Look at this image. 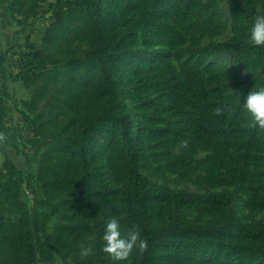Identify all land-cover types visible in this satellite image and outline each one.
<instances>
[{
	"label": "rangeland",
	"instance_id": "obj_1",
	"mask_svg": "<svg viewBox=\"0 0 264 264\" xmlns=\"http://www.w3.org/2000/svg\"><path fill=\"white\" fill-rule=\"evenodd\" d=\"M57 1L0 0V264H131L130 256L114 261L101 240L112 216L126 230L111 169L121 113L154 195L150 228L222 221L226 212L207 197L233 192L232 213L264 225V127L241 104L264 88V44L247 39L264 0H98L114 94L100 79L90 16L60 20ZM223 43L240 48L204 51ZM185 64L206 94L172 95ZM194 118L203 119L202 133ZM238 238L232 253L156 244L151 264H264L243 244L263 246L264 238Z\"/></svg>",
	"mask_w": 264,
	"mask_h": 264
},
{
	"label": "trees",
	"instance_id": "obj_2",
	"mask_svg": "<svg viewBox=\"0 0 264 264\" xmlns=\"http://www.w3.org/2000/svg\"><path fill=\"white\" fill-rule=\"evenodd\" d=\"M56 11L58 19L63 20L71 14L78 13L80 11L86 12L90 16V22L93 26L94 33L92 38L94 41L93 52L98 57V68L100 79L104 83L105 89L111 93H115L113 80L111 76V59L105 47V35L101 30V12L99 9L98 0H74L71 3L56 2ZM71 10V11H70ZM66 15L65 17H63ZM240 48V44L236 43H223L217 47H206V52L226 51L237 53ZM192 64H185L183 70L185 75V81L171 83L170 92L173 96L181 97L188 91L199 92L201 95L206 94L203 88H200V81H197L192 71ZM118 125L119 134L118 137L121 140L120 155L115 160L111 169L115 175L121 181V190L123 193V210L122 221L126 230L130 227H135L139 230L141 238L147 241V248L143 251L134 248L130 254L131 264H151V249L156 244H171V245H185L188 249L197 250H210L213 248H220L221 251L228 253L237 252V246L234 245L233 240L239 239L238 237L244 232L250 233L253 237L264 238V225L257 224H244L240 219L232 213L231 199L234 198L233 193H214L207 197L206 202L221 208L222 214L226 212L222 221H212L208 225L197 224H185L176 223L166 227L150 228L146 222V210L152 197V190L147 184V180L140 174L138 167V149L135 146L134 126L126 113L115 119ZM194 121H198L194 125L195 133H202L205 130L203 127V119L194 118ZM86 130L83 134H87ZM225 141L228 140L229 134L227 130H224L222 135ZM223 147V144H222ZM176 197H182L186 194L175 193ZM229 209V210H228ZM228 210V211H226ZM237 228L239 234L237 237L232 236V230ZM181 234L185 238L170 239L169 236ZM234 237V238H233ZM29 238V237H28ZM7 239L3 237V240ZM31 242V238H29ZM211 244V245H210ZM244 247L251 251L248 253L260 254L264 257V245H247Z\"/></svg>",
	"mask_w": 264,
	"mask_h": 264
},
{
	"label": "clouds",
	"instance_id": "obj_3",
	"mask_svg": "<svg viewBox=\"0 0 264 264\" xmlns=\"http://www.w3.org/2000/svg\"><path fill=\"white\" fill-rule=\"evenodd\" d=\"M247 39L249 43L254 45L264 44V12L255 15L248 30ZM241 104L251 115L255 124L264 127V88L251 90ZM0 139H3L2 134H0ZM101 240L103 242V252L108 254L114 261L126 260L134 248L141 251L147 248V241L141 238L139 230L135 227L125 230L120 220L115 216L107 220ZM92 251V248L82 246L80 255L87 257Z\"/></svg>",
	"mask_w": 264,
	"mask_h": 264
}]
</instances>
